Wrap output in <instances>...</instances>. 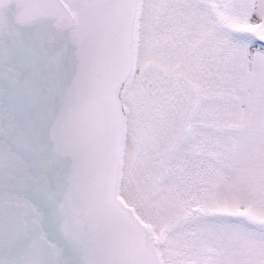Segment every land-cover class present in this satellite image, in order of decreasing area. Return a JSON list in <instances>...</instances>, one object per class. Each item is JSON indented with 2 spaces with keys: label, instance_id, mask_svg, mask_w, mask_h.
I'll return each instance as SVG.
<instances>
[{
  "label": "snow or ice",
  "instance_id": "1",
  "mask_svg": "<svg viewBox=\"0 0 264 264\" xmlns=\"http://www.w3.org/2000/svg\"><path fill=\"white\" fill-rule=\"evenodd\" d=\"M0 264H264V0H0Z\"/></svg>",
  "mask_w": 264,
  "mask_h": 264
}]
</instances>
